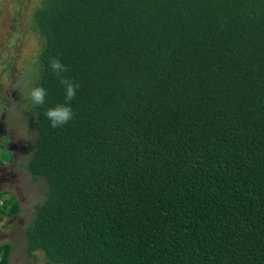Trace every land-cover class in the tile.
Returning a JSON list of instances; mask_svg holds the SVG:
<instances>
[{"label":"trees","instance_id":"trees-1","mask_svg":"<svg viewBox=\"0 0 264 264\" xmlns=\"http://www.w3.org/2000/svg\"><path fill=\"white\" fill-rule=\"evenodd\" d=\"M31 16L27 87L47 95L37 107L25 91L17 112L43 199L19 249L46 264H264V0H41ZM49 57L80 85L61 128L45 115L64 102ZM10 196L5 217L20 212Z\"/></svg>","mask_w":264,"mask_h":264},{"label":"rangeland","instance_id":"rangeland-1","mask_svg":"<svg viewBox=\"0 0 264 264\" xmlns=\"http://www.w3.org/2000/svg\"><path fill=\"white\" fill-rule=\"evenodd\" d=\"M40 2L0 0V143L4 147L0 150V193L12 195L20 205L17 216L0 215V237L5 236L0 239V249L8 243L13 247L9 264H46L41 252L36 258L30 257L17 242L31 220L34 206L43 199L40 184L31 179L26 169L32 146L31 129L26 118L17 112L20 99L29 91L28 81H34L38 73L33 61L41 44L30 25ZM8 153L11 161L6 157Z\"/></svg>","mask_w":264,"mask_h":264},{"label":"clouds","instance_id":"clouds-1","mask_svg":"<svg viewBox=\"0 0 264 264\" xmlns=\"http://www.w3.org/2000/svg\"><path fill=\"white\" fill-rule=\"evenodd\" d=\"M48 66L64 89V102L48 108L45 115L52 128H61L74 118L75 113L71 107V102L75 99L80 85L65 75L69 71V66L65 65L59 58L49 57ZM46 95V89L41 86H33L28 91V98L37 107L44 104Z\"/></svg>","mask_w":264,"mask_h":264},{"label":"flooded vegetation","instance_id":"flooded-vegetation-1","mask_svg":"<svg viewBox=\"0 0 264 264\" xmlns=\"http://www.w3.org/2000/svg\"><path fill=\"white\" fill-rule=\"evenodd\" d=\"M1 194V193H0ZM3 218V217H2ZM0 239H5V236H1ZM5 241V240H4Z\"/></svg>","mask_w":264,"mask_h":264}]
</instances>
